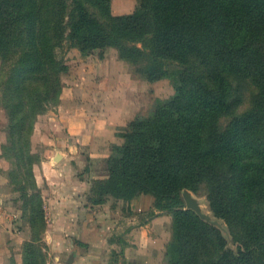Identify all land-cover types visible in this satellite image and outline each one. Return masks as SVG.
Instances as JSON below:
<instances>
[{"label":"trees","instance_id":"obj_1","mask_svg":"<svg viewBox=\"0 0 264 264\" xmlns=\"http://www.w3.org/2000/svg\"><path fill=\"white\" fill-rule=\"evenodd\" d=\"M110 5L0 0L2 155L16 166L11 181H25L19 189L31 238L23 264H46L39 243L47 220L30 140L38 116L60 100L69 67L57 48L66 42L101 56L114 47L146 81L174 82L173 94L121 132L91 201L151 195L172 215L164 264H264V0H140L122 14ZM186 188L205 193L230 238L186 207Z\"/></svg>","mask_w":264,"mask_h":264},{"label":"rangeland","instance_id":"obj_2","mask_svg":"<svg viewBox=\"0 0 264 264\" xmlns=\"http://www.w3.org/2000/svg\"><path fill=\"white\" fill-rule=\"evenodd\" d=\"M139 3L140 0H111L110 8L114 14L129 13ZM99 52L85 54L69 42L57 48V55L69 67L62 75L63 90L74 86L76 92L63 102L61 93L59 102L38 116L30 140L35 158L33 176L42 192L47 220L39 244L46 264H164L173 235L172 215L159 211L151 195L129 202L110 196L100 204L90 198L98 196L96 179L106 177L107 157L112 145L123 141L120 134L128 122L138 114L150 113L158 99L173 94L174 82L170 78L146 81L135 73L132 64L120 60L114 47L104 49L102 56ZM3 66L0 58V81ZM61 105L79 114L102 109L112 116L113 131L86 143L92 131L82 129L84 124L75 133L65 124L57 125ZM230 119L231 116L223 117L221 124ZM7 124L3 127L5 142ZM58 153L63 157L55 161ZM6 159L9 189L0 197V219L5 218L0 220V264H23L24 242L31 238L30 223L23 210L24 190L19 189L25 181H18L17 172V184L11 181L9 173L16 166ZM194 193L205 210L213 214L205 193Z\"/></svg>","mask_w":264,"mask_h":264},{"label":"crops","instance_id":"obj_3","mask_svg":"<svg viewBox=\"0 0 264 264\" xmlns=\"http://www.w3.org/2000/svg\"><path fill=\"white\" fill-rule=\"evenodd\" d=\"M76 90L74 86L68 87V91L63 90L62 92V102L67 97H73ZM68 99V98H67ZM62 112H60L59 122L57 125L60 126L62 124L67 125L70 132L75 133L79 131V125H85L82 129L87 131H92L89 135V142L93 143L97 139H102L107 136L106 133L113 131V126L111 125L112 116H109V113L100 109L95 113L85 112L79 114L76 109L66 108L65 106L61 108ZM0 197L5 196L7 194V190L9 189L8 185V177L6 174V170L9 167V162L5 156L2 155V144L5 143L6 136H4V125L7 124V115L5 109L0 105ZM120 123V121H119ZM94 140V141H92ZM2 199V198H1ZM5 204V203H4ZM2 218L0 220L4 221ZM1 234V232H0ZM27 237L26 239H28Z\"/></svg>","mask_w":264,"mask_h":264},{"label":"water","instance_id":"obj_4","mask_svg":"<svg viewBox=\"0 0 264 264\" xmlns=\"http://www.w3.org/2000/svg\"><path fill=\"white\" fill-rule=\"evenodd\" d=\"M62 157H63V154L58 153L57 156H55L54 160L55 161L60 160V158ZM183 197L185 199L186 207L188 209L194 210L202 219L219 227L224 233H226L229 236V231L226 227L225 221L216 217L210 211L205 210L200 198L192 190L188 188L184 189Z\"/></svg>","mask_w":264,"mask_h":264}]
</instances>
